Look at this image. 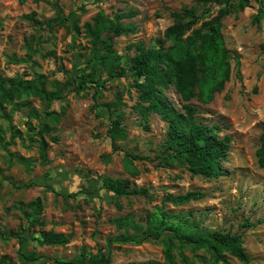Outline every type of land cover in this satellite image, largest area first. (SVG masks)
<instances>
[{"label":"rangeland","instance_id":"374dc122","mask_svg":"<svg viewBox=\"0 0 264 264\" xmlns=\"http://www.w3.org/2000/svg\"><path fill=\"white\" fill-rule=\"evenodd\" d=\"M231 2L238 5L239 0ZM56 6L69 20L66 26L49 28L46 23L56 17ZM184 6L196 7L201 22L219 10L214 4L199 6L197 0H0V75L33 79L43 74L49 84L91 71L88 62L95 49L85 35V24L99 14L113 18L136 12L123 19L136 31L112 39L122 58L121 68L126 69L124 76L110 79L100 63L98 76L103 86L97 94L93 89L66 92L50 107L31 97L14 113L7 106L9 121L0 116L7 141L13 138L14 142L5 150L0 148V259L9 264H56L55 260L104 264L109 240L122 233L113 221L131 215L145 225L157 207L188 216L199 226V233L224 230L240 235L250 264H264V169L257 158L264 131V0H250L247 8L223 20L226 46L236 56L230 81L208 104L197 99L191 102L198 108L199 123L219 126L220 138H232L223 162L228 174L218 179L193 176L187 168L166 166L159 159L168 124L154 113L143 116L139 92L127 71L136 45L159 46L165 30L174 23L172 13ZM164 94L183 112L184 102L173 86ZM116 101L122 105L109 110L107 106ZM62 108L64 116L45 134L49 162L44 164L38 143L40 124L47 122L48 112ZM116 120L121 121L127 137L115 147L109 131ZM127 159L136 168L134 175L125 168ZM104 177L129 180L132 188L146 189L148 196L117 197L103 188ZM189 191H201L206 197L179 207L165 202L169 195ZM37 199L42 204L37 218L45 225L24 233L29 226L25 214L33 212L29 204ZM18 232L24 238L2 239ZM47 232L70 235V243L47 246L33 239ZM110 250L112 264L164 261L163 245L151 241L113 244ZM185 254L194 264H219L205 250L186 246ZM229 259L232 264H243Z\"/></svg>","mask_w":264,"mask_h":264},{"label":"trees","instance_id":"16d2710c","mask_svg":"<svg viewBox=\"0 0 264 264\" xmlns=\"http://www.w3.org/2000/svg\"><path fill=\"white\" fill-rule=\"evenodd\" d=\"M199 6L214 4L219 7L215 17L202 21L197 14L196 7L184 6L181 11L172 13L174 23L164 32L165 40H159V46L145 47L136 45V53L129 58L128 72L134 79V87L139 92V110L145 118L150 113L157 114L168 124L167 135L158 155L166 166H182L188 169L193 176H202L207 179L226 176L228 174L223 162L226 160L232 138L219 137V126H207L197 121L198 108L191 104L197 99L203 104L211 102L216 93H221L232 74V60L234 54L227 48L223 34V20L239 10L250 5V0H239L234 5L231 0H197ZM56 8V17L46 23L49 28L54 25L66 26L69 20L59 7ZM136 15L135 11L121 13L110 18L104 14L97 15L92 23L84 25L85 35L95 49L94 57L89 60L90 72L81 76H74L64 83L52 82L49 84L43 74H37L33 79H23L20 76L6 78L0 75V116L10 120L7 106L11 113L21 110L27 105L31 97H37L50 107L53 102L62 100L65 93L79 89H93L95 94L102 87L98 76V67L107 70L110 79L122 77L126 69L121 68V56L114 50L112 39L129 33H134L136 27L123 23L124 18ZM201 23V24H200ZM200 24V26H199ZM2 21L0 19V28ZM77 30L79 28L75 26ZM105 34H109L105 37ZM169 42L170 45L166 46ZM237 64H239L238 59ZM117 68H121L116 72ZM173 86L184 102L183 112L176 110L164 94V90ZM120 101L109 104L107 107L118 108ZM66 110L48 112L47 122L40 124L39 152L44 164L49 162L48 147L45 134L53 131L64 116ZM148 128V127H147ZM113 146L127 137L120 120H116L109 131ZM54 142L58 138H52ZM13 138L7 141L6 130L0 124V148L5 150L13 145ZM136 159H145L134 156ZM258 164L264 169V131L260 137V147L257 151ZM131 160L125 161V168L131 174L136 173ZM103 188L117 197L148 196L146 189L132 188L129 180L104 177ZM91 193V192H89ZM75 196V194H72ZM206 197L201 191H189L183 195H169L165 202L175 207L184 206L192 201H199ZM29 207L33 212L26 213L28 232L32 227L44 226V222L37 218L42 210L41 200L37 199ZM121 207V206H119ZM113 224L120 235L111 238L108 243V252L104 264H112L110 247L113 244L139 245L144 241H151L163 245L164 261L131 262L128 264H194L185 254L186 246L196 250H205L219 264H232L229 257H234L243 264H250V259L244 247L243 239L230 231L215 230L199 233V226L190 222L188 216L181 213L170 214L163 208L155 207L149 213L145 225L128 215L117 218ZM132 231V232H130ZM4 235V234H3ZM23 233L4 235L7 242L13 238H24ZM141 236V240H138ZM70 235L64 233L47 232L42 237L33 238L41 245L65 246L70 243ZM177 254L180 261L177 260ZM56 264H63L56 261ZM0 264H9L5 258ZM74 264V263H67Z\"/></svg>","mask_w":264,"mask_h":264}]
</instances>
